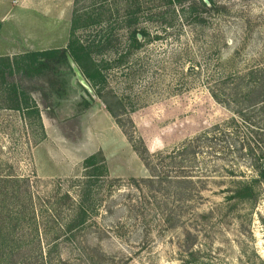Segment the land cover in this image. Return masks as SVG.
<instances>
[{
  "label": "rangeland",
  "instance_id": "obj_1",
  "mask_svg": "<svg viewBox=\"0 0 264 264\" xmlns=\"http://www.w3.org/2000/svg\"><path fill=\"white\" fill-rule=\"evenodd\" d=\"M215 1L225 12L207 25L169 33L149 26L151 39L113 68L105 90L115 97L105 98L122 129L95 96L88 108L100 111L94 120L84 117L77 78L51 108L47 76L16 74L45 128L0 108V175L26 177L36 200H46L65 191L75 197L81 161L95 146L105 149L109 165L84 228L50 255L47 239L39 241L47 264H264V0ZM71 10L72 0H0L9 26L13 15L37 14L35 22L51 33L48 48L66 45ZM31 22L35 27L24 20ZM14 31L0 32V56L17 47L9 40ZM60 135L67 144H57ZM131 145L145 156L160 153L163 163L153 159L150 172L142 169ZM181 170L188 177H178ZM150 173L159 177L147 180ZM245 184L255 199L233 196ZM30 232L24 229L27 241ZM31 241L5 264H41L38 241Z\"/></svg>",
  "mask_w": 264,
  "mask_h": 264
},
{
  "label": "trees",
  "instance_id": "obj_2",
  "mask_svg": "<svg viewBox=\"0 0 264 264\" xmlns=\"http://www.w3.org/2000/svg\"><path fill=\"white\" fill-rule=\"evenodd\" d=\"M208 2L209 4L204 0H72L69 34L64 47L0 56V96L3 98L0 108L18 111L23 118L33 117L44 130L36 101L21 88L15 76H47L51 89L48 96H51V108H54L72 90L71 78L75 77L71 66L73 63L93 95L103 102L120 128L118 115L105 98L107 94L115 97L112 91L105 90L109 78L113 76V68L126 65L133 53L151 39L149 26H156L164 33H169L173 26H176L177 31L184 25L203 27L210 18L225 12L224 7L215 0ZM153 36L159 38V35ZM77 83L83 92L79 102L82 112L91 106L93 96L78 81ZM45 95L47 96L46 93ZM261 102L264 103V97ZM44 137L42 133L39 140ZM131 146L149 172L153 159L157 161L156 165H161L164 161L160 153H146L145 156L135 145ZM195 152L192 150L191 154ZM170 163L175 164L174 160ZM176 165L177 168L180 167L179 161ZM260 167L264 174V164L260 163ZM81 169V177L73 184L75 197L65 191L51 195L46 200L39 199V195L36 200L26 177L12 173L0 175V264H5L7 259L12 258L18 249L32 242L31 240L38 241L40 263L47 264L48 260L41 258L42 238L47 239L45 253L50 255V252L52 254L57 250L58 241L68 240L84 228L90 215L96 211L101 186L108 175L102 152L98 150L85 156L81 161ZM186 172L181 170L177 176L188 177ZM158 177L159 175L150 173L147 180ZM131 180L135 181L133 178ZM251 187L247 184L239 186L233 196L255 199L256 195L252 193ZM25 228L32 232L28 241L23 235Z\"/></svg>",
  "mask_w": 264,
  "mask_h": 264
},
{
  "label": "crops",
  "instance_id": "obj_3",
  "mask_svg": "<svg viewBox=\"0 0 264 264\" xmlns=\"http://www.w3.org/2000/svg\"><path fill=\"white\" fill-rule=\"evenodd\" d=\"M42 14H44V13H42ZM10 15H12V14L8 13V14H6V17H9ZM13 16L14 17L16 16V18L13 20V24L11 26H9L8 23L5 24V21H3L5 19V14H4V16L2 18H0V22H1L0 23V32H2V33L5 32L7 34L8 32H11V31L15 30L14 32L16 33V35H14L15 38L12 37V39L10 38L9 40L14 45H16L17 47L13 48L9 52H3V53H5L6 55H9L10 52L23 53V52H26V51H36V50L51 49V48H48L49 47L48 45L51 44V43H49L50 41L48 40V37H49L48 35H51V33L48 32V28L47 27H43V26L39 25V22H38L39 21V16H37V14L31 13V14H25L24 16H21V14L19 13L17 15H13ZM24 20H34V22L36 20H38V21L35 22V27H34V23L31 22V23L26 24V23H24ZM32 28L34 29L35 34L32 32V30H33ZM40 28L42 30V35H44V39H42V40L38 37L39 35H41ZM1 29H2V31H1ZM21 31H23L22 32L23 35L20 34ZM12 35H13V33H12ZM6 37H7V35L6 36H2L3 40H6L7 39ZM98 107L99 106H96L95 108H92L91 110L89 108L86 109L87 115H85L84 117L87 116L86 118L88 119V121H89V119L94 120L95 117H96L95 114L99 110ZM39 112H40L42 126H43V128H45L44 127L45 125H44V123L42 121L43 112H41V110ZM48 119H51V117H49ZM52 121H55V120L53 118L51 119V131H52L53 127H55V124H53ZM56 142L59 145L67 144L66 143L67 140L63 136H61L60 139H57ZM52 146H53V144H51V147ZM99 148L104 153V154L103 153L102 154H103V156L105 158V161H106V164H107V168H108L109 165H108V162H107V156H106L107 154H106L105 149L101 145H98V146L94 147L93 152L100 150ZM93 152H91V153H93ZM142 167H143L142 169H144L143 164H142ZM109 171H111L110 167H109ZM142 174H143V172H142Z\"/></svg>",
  "mask_w": 264,
  "mask_h": 264
},
{
  "label": "water",
  "instance_id": "obj_4",
  "mask_svg": "<svg viewBox=\"0 0 264 264\" xmlns=\"http://www.w3.org/2000/svg\"><path fill=\"white\" fill-rule=\"evenodd\" d=\"M206 3H208V0H204ZM71 66L73 68V71L75 73V77L74 78H77L78 82L86 88V90L92 95H93V92L91 90V88L88 86L87 82L85 81V79L83 78V76L81 75L80 71L78 70V68L75 66V64L71 63Z\"/></svg>",
  "mask_w": 264,
  "mask_h": 264
}]
</instances>
